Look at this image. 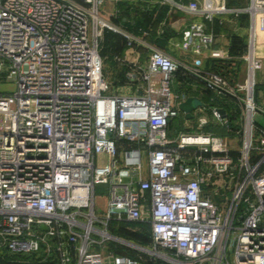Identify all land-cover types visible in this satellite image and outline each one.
<instances>
[{"label":"built area","instance_id":"2783aa9c","mask_svg":"<svg viewBox=\"0 0 264 264\" xmlns=\"http://www.w3.org/2000/svg\"><path fill=\"white\" fill-rule=\"evenodd\" d=\"M105 1L0 0V79L16 85L0 90V264H264V127L254 119L264 114L255 96L264 0L189 4L208 19L250 14L243 82L155 49L119 84L104 75V30L129 45L134 37L101 15ZM184 38L186 48L212 40L201 26ZM182 70L181 83L199 78L213 96H195L196 129L172 135L190 97L176 89ZM215 95L233 96L236 128ZM211 120L234 139L205 130ZM99 185L108 193L101 214ZM121 221L150 222L151 245L113 234Z\"/></svg>","mask_w":264,"mask_h":264},{"label":"crops","instance_id":"0c3cea01","mask_svg":"<svg viewBox=\"0 0 264 264\" xmlns=\"http://www.w3.org/2000/svg\"><path fill=\"white\" fill-rule=\"evenodd\" d=\"M191 2H197L198 6L203 9L220 7L223 0H106L103 2L102 16L134 37L132 45H129L127 41V47L122 54L113 56L115 63L113 68L109 69L110 74L117 76L125 70L126 76L131 64L146 60L155 49L191 66L200 59L202 63L199 68L203 72L215 71L212 65L214 58L210 54L214 50H220L224 57L217 59L224 61L225 71H228L225 75L227 79L232 83L243 82L247 75V63L244 56L251 24L250 14L239 11L217 12L212 19H208L201 11L190 10ZM248 3L249 0H245L244 6ZM244 6L227 7L239 9ZM193 26H201L203 33L212 38L208 46L203 47L200 39L194 38L190 47H184V31ZM236 39L241 42H236ZM236 44L238 47L234 49ZM241 45H245L244 49ZM197 47H200V52L195 51ZM256 52L261 57L263 66L256 72L255 96L257 103L264 107V31L258 33ZM183 71L185 70H182L177 77L176 89L186 90L190 96H197L204 102L211 103L213 93L204 89L203 82L199 78L191 76L190 84L181 83L184 79ZM226 99L223 101V98L215 95V105L223 107L229 120L231 119V127L236 128V121L240 125L238 106L233 96L228 95ZM205 114L210 119V113ZM180 122L181 128L179 129L189 131L196 129V120L193 118L186 119L184 116L180 118ZM204 129H212L216 134L228 140L234 139L232 131L213 120ZM171 133L175 135L173 131Z\"/></svg>","mask_w":264,"mask_h":264},{"label":"trees","instance_id":"16d2710c","mask_svg":"<svg viewBox=\"0 0 264 264\" xmlns=\"http://www.w3.org/2000/svg\"><path fill=\"white\" fill-rule=\"evenodd\" d=\"M244 4H245V0H226L227 6L234 5L237 7L239 6L242 7L244 6ZM237 41L238 43L241 42V40L239 41L236 39V42ZM244 46L245 45L242 46L243 49ZM126 47H127V39L122 34L107 28L104 30L100 52L101 55L104 57L105 62L106 59H110L111 61H113V65H114L115 62L113 60V56H115L116 54H122V52L125 50ZM235 47H238V45L236 44L234 46V49ZM212 65H213V69L216 72H220L223 75L228 74V71L227 70L225 71L226 66H224V61L222 59L214 58V62ZM104 75L113 83L119 84L122 83L125 79V70L119 73V75L117 76L114 75L112 76L110 74V71L104 67ZM110 231L115 235L124 237L126 239L142 244L144 246H150L152 243V229L150 222H140V221H135V222L121 221L118 223L112 222L110 224ZM130 254L134 257H139L138 252L136 250H131Z\"/></svg>","mask_w":264,"mask_h":264},{"label":"rangeland","instance_id":"374dc122","mask_svg":"<svg viewBox=\"0 0 264 264\" xmlns=\"http://www.w3.org/2000/svg\"><path fill=\"white\" fill-rule=\"evenodd\" d=\"M105 68L108 70L112 69L113 68V61H111L110 59H106ZM0 90L1 91L14 92L16 90V85L14 82H8V81H5L3 79H0ZM196 103L199 104V101ZM254 119H255L257 124L264 127V114L262 112L258 111L255 114ZM175 121L176 122H174V124H172L170 126L171 132L172 131L174 132V130L176 128H178V129L181 128L180 127L181 126L180 118L176 119ZM235 123L238 125L237 121ZM143 160H144L143 161L144 169L147 170V160H146L145 156H144ZM107 195H108L107 190L103 185L97 186V188H96V211L98 214H101L103 212V210L105 209L107 199H108ZM161 264H165V262H161Z\"/></svg>","mask_w":264,"mask_h":264},{"label":"water","instance_id":"95a60500","mask_svg":"<svg viewBox=\"0 0 264 264\" xmlns=\"http://www.w3.org/2000/svg\"><path fill=\"white\" fill-rule=\"evenodd\" d=\"M199 101V104L196 102ZM200 100L195 96L188 97L184 102L180 104V109L184 113V116L186 119H192L194 117L193 111L197 108L198 105H200ZM219 112L224 117L226 115V112L224 109H219Z\"/></svg>","mask_w":264,"mask_h":264}]
</instances>
